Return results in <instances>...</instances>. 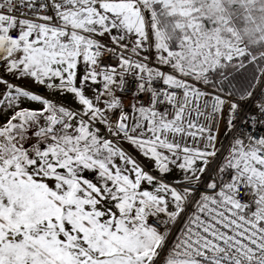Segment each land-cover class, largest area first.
<instances>
[{
  "label": "snow or ice",
  "instance_id": "6c2138e0",
  "mask_svg": "<svg viewBox=\"0 0 264 264\" xmlns=\"http://www.w3.org/2000/svg\"><path fill=\"white\" fill-rule=\"evenodd\" d=\"M0 264H264V0H0Z\"/></svg>",
  "mask_w": 264,
  "mask_h": 264
}]
</instances>
